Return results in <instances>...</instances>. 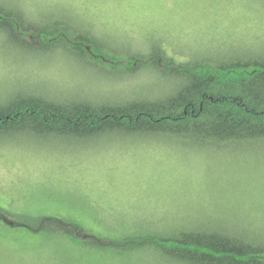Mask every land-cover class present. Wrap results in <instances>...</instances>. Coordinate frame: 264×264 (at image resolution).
Masks as SVG:
<instances>
[{
    "label": "rangeland",
    "instance_id": "rangeland-1",
    "mask_svg": "<svg viewBox=\"0 0 264 264\" xmlns=\"http://www.w3.org/2000/svg\"><path fill=\"white\" fill-rule=\"evenodd\" d=\"M21 3L42 19L37 5ZM67 10L79 22L90 21L110 33L116 47L121 43L138 54H146L147 45L160 39L180 54L199 56L221 48L260 53L264 36V4L259 0H94L59 12L73 19ZM0 48L2 98L26 91L61 100L112 102L151 99L172 85L154 68L128 77L108 76L65 53L35 55L12 52L2 44ZM189 215L261 225L264 156L195 152L163 142H0V264H109L83 249L80 235L69 230L77 237L69 242L66 230L47 219L67 225L85 222L92 226L89 232L114 237L134 225L161 221L170 226ZM8 220L27 227L15 228ZM115 264L157 261L136 253Z\"/></svg>",
    "mask_w": 264,
    "mask_h": 264
},
{
    "label": "trees",
    "instance_id": "trees-1",
    "mask_svg": "<svg viewBox=\"0 0 264 264\" xmlns=\"http://www.w3.org/2000/svg\"><path fill=\"white\" fill-rule=\"evenodd\" d=\"M61 11L64 9L41 11L42 19H36L34 10L21 0H0V22L6 30L10 25L16 37V41L5 40L2 46L35 55L65 53L92 62L97 72L108 76L128 77L141 68H154L166 75L174 88L160 99L131 98L128 103L68 101L35 92H14L0 97V142L86 146L102 140H157L195 152L260 153L249 145L253 143L252 133L264 132V89L260 87L264 55L228 48L211 49L199 56L180 54L164 39L149 43L146 54H138L121 43L116 47L110 42V33L90 21L79 22L71 10L65 12L73 19L60 15ZM8 222L15 228L27 227ZM45 222L63 227L69 242L77 238L70 231L77 233L79 243L85 244L83 249L95 252L109 264L136 253L154 256L157 264H264V255L252 243L258 239L261 225L238 218L189 215L170 226L161 221L134 225L114 237L58 220ZM97 242L110 247L101 249Z\"/></svg>",
    "mask_w": 264,
    "mask_h": 264
},
{
    "label": "snow or ice",
    "instance_id": "snow-or-ice-1",
    "mask_svg": "<svg viewBox=\"0 0 264 264\" xmlns=\"http://www.w3.org/2000/svg\"><path fill=\"white\" fill-rule=\"evenodd\" d=\"M29 3H33L39 7L42 12L50 11L53 8H60V9H71L73 7H77L79 5L94 2V0H28ZM109 2H113V0H109ZM147 2V0H145ZM245 3L255 4L258 0H244ZM260 4H264V0H259ZM5 40L8 41H16V37L11 32L10 25L6 27L5 25L0 22V44H3ZM260 54L264 55V36L261 37V44H260ZM2 56H3V49L0 48V87H3L4 84V73H3V64H2ZM260 87L264 89V82L261 83ZM2 136V134H0ZM252 141L253 143L249 145V147L253 150H258L262 156H264V132L259 134L252 133ZM258 140V143L256 141ZM79 227L82 230L92 231V226L85 222H81ZM99 244L101 249L110 247L108 244ZM254 244L255 250L260 252L264 255V222L261 224V231L259 233L258 239L252 242Z\"/></svg>",
    "mask_w": 264,
    "mask_h": 264
},
{
    "label": "bare ground",
    "instance_id": "bare-ground-1",
    "mask_svg": "<svg viewBox=\"0 0 264 264\" xmlns=\"http://www.w3.org/2000/svg\"><path fill=\"white\" fill-rule=\"evenodd\" d=\"M79 62L82 63L87 69H90L91 71H94L96 69V66L94 64H92V62H90V61H87V60H83V61L82 60H79ZM173 88H174V86L171 85L170 88L166 92H163V95H158V96H160V97L167 96L172 91ZM158 96L155 97V98L156 99L157 98H160ZM67 100L70 101L72 99H67ZM81 101H83V100H81ZM104 102H108V101H104ZM128 102H129V100L126 101V103H128ZM146 140L148 141V138ZM151 142L161 143V141L158 142L157 140H153Z\"/></svg>",
    "mask_w": 264,
    "mask_h": 264
}]
</instances>
